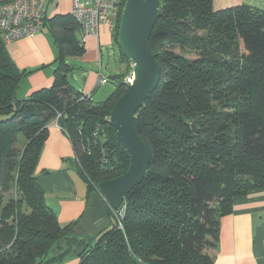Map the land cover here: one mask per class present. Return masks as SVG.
I'll return each mask as SVG.
<instances>
[{
	"label": "trees",
	"instance_id": "obj_1",
	"mask_svg": "<svg viewBox=\"0 0 264 264\" xmlns=\"http://www.w3.org/2000/svg\"><path fill=\"white\" fill-rule=\"evenodd\" d=\"M119 22L114 39L130 64L118 42ZM46 24L58 65L51 86L23 99L15 92L25 72L0 34V264H58L69 256L79 264H212L208 251L217 246L220 219L235 198L264 188V10L159 0L148 49L161 76L132 119L149 166L122 202L123 228L108 210L110 225L96 236L75 233L82 215L58 222L35 169L56 122L70 138L87 199L99 181L126 172L130 155L107 117L129 87L127 71L105 100L81 99L65 60L83 52L80 27L70 13ZM97 127L102 144L92 135ZM102 146L112 170L100 165Z\"/></svg>",
	"mask_w": 264,
	"mask_h": 264
},
{
	"label": "crops",
	"instance_id": "obj_2",
	"mask_svg": "<svg viewBox=\"0 0 264 264\" xmlns=\"http://www.w3.org/2000/svg\"><path fill=\"white\" fill-rule=\"evenodd\" d=\"M237 5L264 10V0H212L215 10ZM69 12L70 0L45 2V21ZM115 43L114 32L102 24L97 35L86 39L82 54L65 56L66 62L76 59L85 66L78 89L84 94L90 93L91 100L100 86V76L106 78V83L108 80L117 82V75L130 68L122 56L120 70L116 66L103 68L101 65L102 49L111 48ZM6 46L15 65L25 72L15 92L17 98H26L35 90L51 86L59 52L47 24L36 35L16 39ZM75 160L74 148L66 132L55 122L50 124L35 174L45 202L54 210L61 225L77 220L88 200L86 181L80 175ZM208 253L212 264H264V188L234 199L232 212L220 219L217 246ZM79 262L75 256H69L58 264Z\"/></svg>",
	"mask_w": 264,
	"mask_h": 264
},
{
	"label": "water",
	"instance_id": "obj_3",
	"mask_svg": "<svg viewBox=\"0 0 264 264\" xmlns=\"http://www.w3.org/2000/svg\"><path fill=\"white\" fill-rule=\"evenodd\" d=\"M159 0H126L119 22L118 42L133 69L127 91L113 104L110 125L119 143L130 155L123 174L96 184L82 216L74 226L77 235L96 236L109 225L108 210L117 209L125 196L143 180L149 166V153L136 134L132 119L159 83L161 69L148 49ZM80 252L78 251L77 254Z\"/></svg>",
	"mask_w": 264,
	"mask_h": 264
},
{
	"label": "built area",
	"instance_id": "obj_4",
	"mask_svg": "<svg viewBox=\"0 0 264 264\" xmlns=\"http://www.w3.org/2000/svg\"><path fill=\"white\" fill-rule=\"evenodd\" d=\"M46 0H0V34L7 44L16 39L32 37L42 30L45 21ZM126 0H70V15L80 27V45H83L90 36L98 34L100 25H107L112 31L117 25V20ZM106 82L104 76L98 79V85ZM127 85L132 83V75H128L124 81ZM91 99L90 93L82 95L81 99ZM60 114L56 116V119ZM110 122V116L107 117ZM56 123V122H55ZM57 124V123H56ZM95 139L102 144L105 141L104 130L97 127L92 133ZM100 165L105 170H112V158L109 150L101 147ZM125 204L117 209H111L118 219V228L123 225L120 218L123 217Z\"/></svg>",
	"mask_w": 264,
	"mask_h": 264
},
{
	"label": "rangeland",
	"instance_id": "obj_5",
	"mask_svg": "<svg viewBox=\"0 0 264 264\" xmlns=\"http://www.w3.org/2000/svg\"><path fill=\"white\" fill-rule=\"evenodd\" d=\"M201 34V32H199ZM103 57L100 59V63L105 68L106 66L109 67H118V70H120V67H122L121 62V55H120V49L117 43L113 44L111 48H103ZM67 63L71 66V71L69 72L67 76L68 83L78 89L81 86V81H82V75L81 71L85 69V66L83 64H80L77 62L76 59H69L67 60ZM131 67V64H129ZM96 67V66H95ZM125 67V66H124ZM123 67V68H124ZM98 68V65H97ZM131 69V70H130ZM128 75H132V80L134 78L133 76V69L132 67L127 70V75L124 77L123 81H125V78ZM119 81V80H118ZM118 81H110L103 83L100 85L95 92L93 93L92 97V102L93 103H99L103 100H105L116 88V84ZM111 90V91H110ZM108 91H110L108 93Z\"/></svg>",
	"mask_w": 264,
	"mask_h": 264
}]
</instances>
